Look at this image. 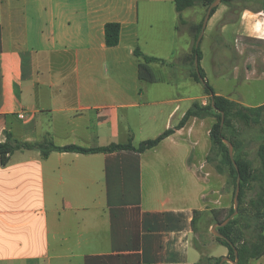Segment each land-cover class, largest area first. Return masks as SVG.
Returning <instances> with one entry per match:
<instances>
[{
	"label": "crops",
	"instance_id": "0c3cea01",
	"mask_svg": "<svg viewBox=\"0 0 264 264\" xmlns=\"http://www.w3.org/2000/svg\"><path fill=\"white\" fill-rule=\"evenodd\" d=\"M201 11L179 14L175 0H0V143L8 132L19 142L57 147L96 149L129 140L138 147L174 131L145 153L53 151L44 157L35 148L15 151L6 167L0 162V264L202 260L192 224L209 210L208 193L193 169L211 164L212 117H193L177 129L195 102H209L191 76ZM258 11L248 3L237 18L219 6L207 26L219 34V52L211 54L213 38L201 48L208 83L210 68L226 81V46L243 57L264 45V12ZM108 23L121 25L120 43L112 48L105 41ZM136 50L167 62L149 64L154 82L140 79ZM175 137L192 145L181 159L171 149L195 187L181 199H156L148 158L167 144L179 149ZM224 256L227 248L210 257Z\"/></svg>",
	"mask_w": 264,
	"mask_h": 264
},
{
	"label": "trees",
	"instance_id": "16d2710c",
	"mask_svg": "<svg viewBox=\"0 0 264 264\" xmlns=\"http://www.w3.org/2000/svg\"><path fill=\"white\" fill-rule=\"evenodd\" d=\"M214 1L215 0H175V4L177 12L182 14L184 11L195 7L208 9ZM248 3L258 4V13L264 12V0H222L220 5L227 6L230 13H232L237 10L243 11ZM219 6L213 9L211 18L217 12ZM205 16L195 29L193 54L191 58V76L195 82L201 84L202 82L200 81L199 74L195 69V56L198 54L200 75L206 80L205 71L200 64L202 60L201 44L203 39L200 46L198 48L196 47V41L201 34ZM180 23H184L181 16ZM120 35L121 25L119 23L106 24L105 41L107 47L112 48L118 46L120 43ZM135 55L142 60L139 66L140 79L143 81L145 78L148 82H154L155 77L150 70L149 64L158 63L165 65L167 62L158 58L146 56L139 50L135 51ZM203 86L205 94L209 96L208 104L204 106L200 102H195L186 113L183 121L177 126V129H182L187 121L193 117L200 119L208 117L215 118V123L210 130L211 153L209 160L212 163L217 161L216 169L219 174L228 175L229 182L233 186V197L237 187L238 176L240 175L241 177L239 213L227 226L217 228V231L222 234L225 239L216 237V240L221 246L228 249V257H230L232 261H236L238 258L237 264H250L264 257V138L261 139L262 142L258 149V158L261 166L256 170L253 168L252 162L245 159L241 155L242 151H239L241 143L238 125L243 124L246 127L257 126L264 132V104L247 107L229 98L217 95L207 81ZM211 93L214 95L213 100L211 98ZM213 103L216 109L213 108ZM223 113L225 115V123L222 127L221 121ZM173 133V130H168L155 139L142 142L138 147H135L132 140H129L127 144H111L102 148L89 149L78 146L57 147L51 142L47 145L19 142L14 140L12 135L7 132V141L5 143H0V162L2 166L6 167L10 163V158L15 151L20 149L31 150L35 148L41 149L44 157H47L53 151L92 154L130 150L138 153H145L146 151L158 147L162 141ZM224 140H228L234 146V161L230 157L229 148ZM234 162L238 166V171ZM250 188L256 190V195L255 198L249 202V209H246L243 208L244 197L247 189ZM233 213L234 206L231 207L227 217L223 221L212 219L209 226L212 227L217 223H223ZM192 225L194 232L198 233L197 220H194ZM248 233L249 235H247ZM222 258L223 257L210 258L208 264H220ZM198 264H203V259ZM225 264L230 263L226 262Z\"/></svg>",
	"mask_w": 264,
	"mask_h": 264
},
{
	"label": "rangeland",
	"instance_id": "374dc122",
	"mask_svg": "<svg viewBox=\"0 0 264 264\" xmlns=\"http://www.w3.org/2000/svg\"><path fill=\"white\" fill-rule=\"evenodd\" d=\"M200 8L202 10V21L206 15L207 9ZM241 13V10L232 12L237 18ZM205 32L206 34L203 37L205 39L203 40L201 48H205V45L209 43V39L213 38V40H215V51L211 54L215 57L219 52V34L217 31L212 32L211 28L208 30L206 28ZM232 39L234 41V38ZM234 46L235 44L233 43V47ZM253 46L254 48L252 50L254 53L252 56L246 53L243 57L237 54L235 47L231 48L226 46L224 50L222 49L226 58L224 67L226 81L220 80V77L213 68L209 69V84L215 90H221L234 100L243 103L244 106H257L264 103V45L255 44ZM248 57H250L251 60L248 66L249 74L246 76L247 68L245 67V62ZM238 68L239 76L237 77ZM143 83L146 85L148 83L147 79L144 78ZM212 123H215V118H212ZM238 126L241 143L239 151H242L241 155L245 159L250 160L253 164V168L257 170L261 166L258 158V149L262 142L261 139L264 138V132L257 126L246 127L243 124ZM174 139H176V137ZM176 140L179 149L167 144L166 148H163V151H161L163 153L160 152L152 159L148 158V172L150 171L149 169H151L148 177L152 180L153 187L159 189L156 194V199L163 200L167 197L166 195L170 194L173 198L181 199V195L184 191L185 194H191V190L195 187L192 173L181 169V165L172 158L174 152L178 150L177 155H179L181 159L182 156L187 154L189 149H191L192 145L183 143L179 138ZM171 148H175L176 150ZM216 164L217 161L211 162V164L205 161L197 164L196 168L193 169L203 180H206L205 187L206 193H208V195L204 196V201L209 210L198 213L197 227L199 231L198 234L195 235L202 249L203 264H208L210 258H218L210 256L219 255L226 250V247L221 246L216 240V236L212 232L213 226L210 227L209 225L212 219L223 221L227 217L231 207L234 206L233 186L229 182L228 175L219 174L217 172ZM202 165L205 166L204 169H201ZM255 195L256 190L254 188L247 189L243 208L249 209V202L255 198ZM190 200L191 198H188V203ZM247 235H249V233ZM250 264H253V262ZM257 264H264V259Z\"/></svg>",
	"mask_w": 264,
	"mask_h": 264
},
{
	"label": "water",
	"instance_id": "95a60500",
	"mask_svg": "<svg viewBox=\"0 0 264 264\" xmlns=\"http://www.w3.org/2000/svg\"><path fill=\"white\" fill-rule=\"evenodd\" d=\"M222 0H215L207 9V12H206V16H205V19H204V22H203V27H202V31H201V34L199 35L197 41H196V47L198 48L200 46V43L204 37V34H205V31H206V28L208 26V22L210 21L211 19V14H212V11L213 9L217 8L220 4H221ZM195 69L197 71V73L199 74V78H200V81L202 82L203 85L206 84V80L204 78L201 77L200 75V71H199V59H198V54H196L195 56ZM211 98L212 100L214 99V95L213 93H211ZM213 108L216 109V107L214 106V103H213ZM224 123H225V115L224 113L222 114V121H221V126L223 127L224 126ZM225 144H227L228 148H229V154H230V157L231 159L234 161V146L232 145L231 142H229L228 140H224ZM235 164V167L237 169V171L239 170L238 169V166L236 165V163L234 162ZM240 191H241V177L240 175L238 176V179H237V187H236V191H235V195H234V213L229 217L227 218L223 223H217L213 226V230L212 232L215 234L216 237L218 238H222V239H225L224 236L222 234H220L218 231H217V228L218 227H225L227 226L230 221L235 218L238 213H239V207H240V202H239V198H240ZM236 255H237V251H236ZM226 262L230 263V264H237L238 263V258L236 261H232L230 259V257L228 256H224L220 262V264H225Z\"/></svg>",
	"mask_w": 264,
	"mask_h": 264
},
{
	"label": "built area",
	"instance_id": "2783aa9c",
	"mask_svg": "<svg viewBox=\"0 0 264 264\" xmlns=\"http://www.w3.org/2000/svg\"><path fill=\"white\" fill-rule=\"evenodd\" d=\"M22 117H23V116H21V118H22ZM204 167H205V166H204V165H202V166H201V169H204Z\"/></svg>",
	"mask_w": 264,
	"mask_h": 264
}]
</instances>
